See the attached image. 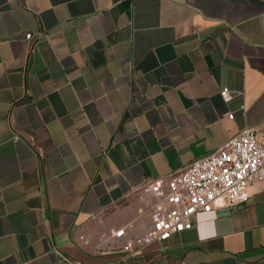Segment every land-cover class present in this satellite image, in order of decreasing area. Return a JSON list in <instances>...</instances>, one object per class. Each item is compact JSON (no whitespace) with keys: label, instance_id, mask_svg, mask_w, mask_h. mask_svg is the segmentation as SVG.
Returning a JSON list of instances; mask_svg holds the SVG:
<instances>
[{"label":"crops","instance_id":"obj_1","mask_svg":"<svg viewBox=\"0 0 264 264\" xmlns=\"http://www.w3.org/2000/svg\"><path fill=\"white\" fill-rule=\"evenodd\" d=\"M244 127H264V0H0V264H264L260 180L124 249L142 187Z\"/></svg>","mask_w":264,"mask_h":264},{"label":"built area","instance_id":"obj_2","mask_svg":"<svg viewBox=\"0 0 264 264\" xmlns=\"http://www.w3.org/2000/svg\"><path fill=\"white\" fill-rule=\"evenodd\" d=\"M33 36L31 32L24 34L26 40ZM220 94L224 101L232 97L228 87L222 88ZM253 180L264 184V127L262 131L244 127L213 153L194 159L171 175L146 183L142 191L154 199L151 225L143 234L127 240L124 249L136 251L152 241H163L174 233L190 229L197 213L247 201L248 187ZM112 233L119 237L124 229Z\"/></svg>","mask_w":264,"mask_h":264}]
</instances>
